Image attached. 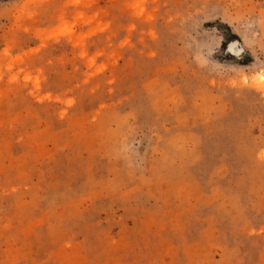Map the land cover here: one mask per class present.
Segmentation results:
<instances>
[{
  "label": "rangeland",
  "instance_id": "obj_1",
  "mask_svg": "<svg viewBox=\"0 0 264 264\" xmlns=\"http://www.w3.org/2000/svg\"><path fill=\"white\" fill-rule=\"evenodd\" d=\"M261 75L264 0H0V264H264Z\"/></svg>",
  "mask_w": 264,
  "mask_h": 264
},
{
  "label": "bare ground",
  "instance_id": "obj_2",
  "mask_svg": "<svg viewBox=\"0 0 264 264\" xmlns=\"http://www.w3.org/2000/svg\"><path fill=\"white\" fill-rule=\"evenodd\" d=\"M260 78L264 79V75H261V77H260Z\"/></svg>",
  "mask_w": 264,
  "mask_h": 264
},
{
  "label": "trees",
  "instance_id": "obj_3",
  "mask_svg": "<svg viewBox=\"0 0 264 264\" xmlns=\"http://www.w3.org/2000/svg\"><path fill=\"white\" fill-rule=\"evenodd\" d=\"M224 47H226V44L224 43Z\"/></svg>",
  "mask_w": 264,
  "mask_h": 264
}]
</instances>
